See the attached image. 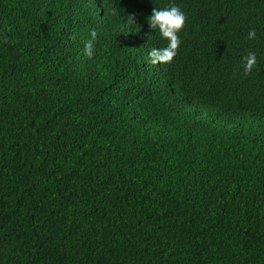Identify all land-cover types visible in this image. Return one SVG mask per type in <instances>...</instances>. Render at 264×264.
Wrapping results in <instances>:
<instances>
[{
  "label": "trees",
  "instance_id": "1",
  "mask_svg": "<svg viewBox=\"0 0 264 264\" xmlns=\"http://www.w3.org/2000/svg\"><path fill=\"white\" fill-rule=\"evenodd\" d=\"M0 264H264V0H0Z\"/></svg>",
  "mask_w": 264,
  "mask_h": 264
},
{
  "label": "clouds",
  "instance_id": "2",
  "mask_svg": "<svg viewBox=\"0 0 264 264\" xmlns=\"http://www.w3.org/2000/svg\"><path fill=\"white\" fill-rule=\"evenodd\" d=\"M148 5L149 3L147 2L141 7L146 8ZM95 6H97V3ZM160 7L162 6H149L147 10H152V14L150 17L146 18V22L148 23L146 26L148 29L155 32H150L149 34L159 37L160 41L144 53V58L138 59L142 73L152 76L153 78H156L162 73V66L170 65L174 61V58L177 56L178 49L181 45L179 33L184 29L186 23L185 14L177 5H171V3H168V7L159 9ZM128 12L132 13L133 15L125 14L126 20L131 24H135L134 12L130 10H128ZM106 13V11L99 10L96 17L90 21L92 26L95 25V20L98 17H100L101 21H105ZM78 17L81 19L83 18L81 15H78ZM124 26H126V21L123 19V25L121 21H119V24L113 29H119ZM90 35L91 39L85 43L83 52V54L88 59H92L95 55L94 41L96 40L97 33L95 30H92ZM255 38L256 31L255 29H251L246 39L254 40ZM117 42L120 43L119 49L124 51L125 58L128 57L130 52L126 46V38L123 31ZM256 66L257 59L255 53H249L244 58V75H249ZM44 97H46L45 94ZM172 100L180 106L181 114L187 105L190 111H194L196 109L195 102H192L193 99H191L189 96L181 97L174 95ZM61 103L62 104H60V106L62 108H65L68 105L67 100H64Z\"/></svg>",
  "mask_w": 264,
  "mask_h": 264
}]
</instances>
